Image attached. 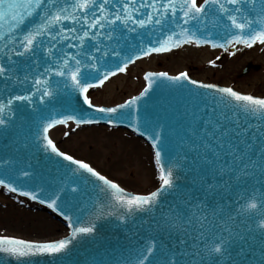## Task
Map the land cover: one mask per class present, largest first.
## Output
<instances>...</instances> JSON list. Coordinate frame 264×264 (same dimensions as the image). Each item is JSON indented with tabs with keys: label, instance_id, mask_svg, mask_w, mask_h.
Segmentation results:
<instances>
[{
	"label": "snow or ice",
	"instance_id": "snow-or-ice-1",
	"mask_svg": "<svg viewBox=\"0 0 264 264\" xmlns=\"http://www.w3.org/2000/svg\"><path fill=\"white\" fill-rule=\"evenodd\" d=\"M186 47L219 50L212 68L224 54L264 53V0H0V136L26 109L41 113L35 135L14 141L16 156L0 158V189L69 229L47 242L0 236V264L66 254L108 217L152 228L117 264H264V93L148 71L139 95L111 106L92 98L137 61ZM158 84L180 99L142 114ZM100 125L149 142L154 190H129L50 135Z\"/></svg>",
	"mask_w": 264,
	"mask_h": 264
},
{
	"label": "rangeland",
	"instance_id": "rangeland-1",
	"mask_svg": "<svg viewBox=\"0 0 264 264\" xmlns=\"http://www.w3.org/2000/svg\"><path fill=\"white\" fill-rule=\"evenodd\" d=\"M210 51H212L210 49ZM184 50L163 54L154 59L139 61L129 68L121 87L96 89L92 98L97 104H116L137 94L144 86L146 71L179 73L187 71L191 76L218 84L233 86L243 92L264 93V53L248 50L237 57L223 55L220 67L212 68L202 62L200 56L187 55ZM220 52H212L215 59ZM251 65V66H250ZM259 66V68H257ZM63 126L50 133L62 150L84 159L93 167L135 192L154 190L158 180L154 174L151 148L141 138L125 129H110L106 126L85 127L65 138ZM0 189V236L33 241H51L65 236L67 227L36 203Z\"/></svg>",
	"mask_w": 264,
	"mask_h": 264
},
{
	"label": "water",
	"instance_id": "water-1",
	"mask_svg": "<svg viewBox=\"0 0 264 264\" xmlns=\"http://www.w3.org/2000/svg\"><path fill=\"white\" fill-rule=\"evenodd\" d=\"M212 52L220 51L212 50ZM159 56L161 55L153 56L147 59H154ZM257 68H259V66ZM170 75H176V73H171ZM192 78L198 79L199 81L202 80L205 82H212L195 76H192ZM112 79H114V77ZM166 83L167 82H165V84ZM219 85L225 86L222 84ZM145 87L146 84L143 89ZM186 87L188 86L186 85ZM142 90L136 95H139ZM180 96L181 93L175 92L171 87H165L164 84H158L154 86L153 90L149 92L148 96L144 97L140 101L141 113L148 114L150 116L163 115L165 113V109H170L172 105H175L180 99ZM101 105L111 106L115 104ZM44 114H46V111ZM20 117L23 121L22 126L21 119L18 118L16 126L10 129L6 135L0 136V158L15 157L16 153L13 151L15 147L14 141L25 135H28L29 138H31V136L35 135L36 131L38 130L37 126L40 123L41 113H33L30 109H26L20 114ZM120 128L127 129L149 144V142L144 137L134 133L131 129L127 127ZM97 170L100 171V169ZM179 182L181 184H188L189 180L182 178ZM1 191H3V189H1ZM39 206L42 210L51 213L56 219L60 220L61 223L63 222V224L66 226L64 219L57 213H54L45 205L39 204ZM85 218L92 219L87 214L85 215ZM94 223L96 225V232L91 236H85L75 240L66 254L56 258L49 256L38 257L34 261V264H117V262L122 260V257L128 256L129 253L133 251L135 246L143 240L147 233L152 231V228L149 227L147 218H144L143 220H137L135 223H129L127 225L117 221L114 217L94 220ZM68 234L69 229L65 236ZM65 236L61 238H64Z\"/></svg>",
	"mask_w": 264,
	"mask_h": 264
},
{
	"label": "bare ground",
	"instance_id": "bare-ground-1",
	"mask_svg": "<svg viewBox=\"0 0 264 264\" xmlns=\"http://www.w3.org/2000/svg\"><path fill=\"white\" fill-rule=\"evenodd\" d=\"M183 50H184L183 53H186L187 55L200 56L202 58V62H207L209 60V58H210L211 53H212V51H210L209 48L196 49V48H192V47H186ZM137 63L138 62H136V64ZM136 64H134V66ZM134 66H132V67H134ZM124 83H125V75L124 74H119L117 77H114V79L109 81L105 87L106 88H110V91L112 92L114 87H121Z\"/></svg>",
	"mask_w": 264,
	"mask_h": 264
}]
</instances>
